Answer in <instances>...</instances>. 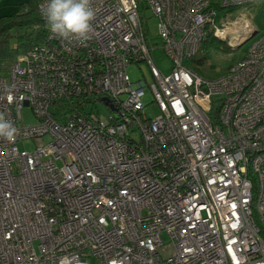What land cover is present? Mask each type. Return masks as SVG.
Segmentation results:
<instances>
[{
    "label": "built area",
    "instance_id": "obj_1",
    "mask_svg": "<svg viewBox=\"0 0 264 264\" xmlns=\"http://www.w3.org/2000/svg\"><path fill=\"white\" fill-rule=\"evenodd\" d=\"M145 1L168 74L138 0H92L91 40L49 27L2 66L0 112L18 135L0 138V264L264 261V33L218 78L185 64L211 34L233 48L235 34H257L228 16L260 0ZM143 61L153 80L133 82L127 67Z\"/></svg>",
    "mask_w": 264,
    "mask_h": 264
},
{
    "label": "rangeland",
    "instance_id": "obj_2",
    "mask_svg": "<svg viewBox=\"0 0 264 264\" xmlns=\"http://www.w3.org/2000/svg\"><path fill=\"white\" fill-rule=\"evenodd\" d=\"M22 0H0V15L2 14H11L17 10L18 3ZM140 6V14L142 17L143 26L146 32V37L148 40V44L151 48V55L154 63L157 68L161 70L163 73L168 74L172 71L173 62L165 53L161 44L163 40L161 36L158 34L157 29V18L152 14L150 8L147 7L145 0H138ZM247 16V19L259 30V32L248 39L246 42L238 46L237 48H233L229 45L228 40H220V42H214L205 52V61L203 65L197 66L194 61L185 60V64L189 67L193 68L196 72L202 75L205 78L215 79L220 76H223L227 72V68L233 64L237 60H241L250 45L254 42V40L261 36L264 33V0H260L259 2H255L250 4L248 7L238 8L232 11L229 20L232 22L242 21V17ZM227 17V16H225ZM242 18L241 20H239ZM227 20V19H226ZM246 26V25H245ZM242 34H240L241 36ZM236 36V37H235ZM232 37L230 41L232 44L236 45L238 42L235 35ZM217 38V37H216ZM246 36H242L239 39V43L244 40ZM220 39V38H218ZM238 43V44H239ZM11 47L13 53L15 54L22 52L23 47L19 45V41L16 37L11 39ZM201 57V56H197ZM127 71L133 82H138L141 80H146L148 83L152 82L153 77L151 74L150 65L148 62L143 61L140 63H131L127 67ZM152 99L151 92L149 88L146 91V95L143 97V101L145 103L149 102ZM148 113L156 114V110L148 106L146 108ZM104 111V107L100 105L99 112L102 113ZM23 113V121L27 124H35L38 122V118L35 115L34 111L30 107H24L22 110ZM135 137L140 139V133L136 132ZM44 141L47 143L51 141V136L45 135ZM36 143L32 140L20 142L19 146L21 149H33ZM163 238L165 241H168L167 236L164 234Z\"/></svg>",
    "mask_w": 264,
    "mask_h": 264
},
{
    "label": "trees",
    "instance_id": "obj_3",
    "mask_svg": "<svg viewBox=\"0 0 264 264\" xmlns=\"http://www.w3.org/2000/svg\"><path fill=\"white\" fill-rule=\"evenodd\" d=\"M40 0H22L18 3L17 10L11 14L0 15V70L2 66L11 61L13 53L11 39L16 37L19 45L23 47L22 51L44 43L47 39L49 30L46 19L39 11ZM232 7L230 10H236ZM226 9L220 10L223 15ZM220 42L213 34L203 43L202 51L206 52L214 42ZM201 57L193 59L195 65H203L205 53Z\"/></svg>",
    "mask_w": 264,
    "mask_h": 264
},
{
    "label": "clouds",
    "instance_id": "obj_4",
    "mask_svg": "<svg viewBox=\"0 0 264 264\" xmlns=\"http://www.w3.org/2000/svg\"><path fill=\"white\" fill-rule=\"evenodd\" d=\"M39 7L54 36L81 43L92 39V22L96 16L92 0H48ZM17 135L18 129L11 119L0 112V138L13 141ZM257 264H264V261H257Z\"/></svg>",
    "mask_w": 264,
    "mask_h": 264
},
{
    "label": "water",
    "instance_id": "obj_5",
    "mask_svg": "<svg viewBox=\"0 0 264 264\" xmlns=\"http://www.w3.org/2000/svg\"><path fill=\"white\" fill-rule=\"evenodd\" d=\"M256 29H254L250 34H248L247 36H246V38L244 39V40H242V42H240L239 44H238V46H240L241 44H243L244 42H246L248 39H250L252 36H254V34H256ZM107 103H108V101H106Z\"/></svg>",
    "mask_w": 264,
    "mask_h": 264
},
{
    "label": "bare ground",
    "instance_id": "obj_6",
    "mask_svg": "<svg viewBox=\"0 0 264 264\" xmlns=\"http://www.w3.org/2000/svg\"><path fill=\"white\" fill-rule=\"evenodd\" d=\"M249 26H250V25H246V26H244V27L247 28V27H249ZM235 35L238 36V34H235ZM235 35H234V36H235ZM234 36H233V37H234ZM235 37H236V36H235ZM237 39H238V38H237ZM237 44H238V43H237ZM237 44H236V45H237Z\"/></svg>",
    "mask_w": 264,
    "mask_h": 264
}]
</instances>
